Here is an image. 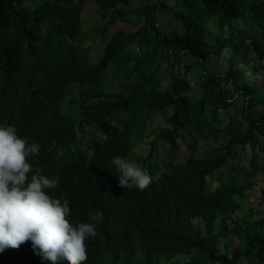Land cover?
<instances>
[{
  "label": "trees",
  "instance_id": "16d2710c",
  "mask_svg": "<svg viewBox=\"0 0 264 264\" xmlns=\"http://www.w3.org/2000/svg\"><path fill=\"white\" fill-rule=\"evenodd\" d=\"M89 3L105 31L116 20L135 25L132 16L143 22L135 30L117 28L96 62L80 33ZM170 11L183 34L157 28ZM263 62L264 0H149L136 7L129 0H0V120L8 116L28 141L48 139L40 152L67 180L55 194L66 196L78 219L82 213V220L100 222L96 237L85 241L83 264H237L241 258L264 264V215L255 219L250 209L236 216L264 168L254 153L264 135V108L255 116L264 105V80L248 75L262 73ZM167 66L171 81L164 87ZM191 70L201 93L192 87ZM113 84L119 92H106ZM167 109L172 113L165 127L153 129L148 155L136 151L147 120ZM219 111L228 114L223 125ZM86 126L100 139L86 144ZM199 140L215 144L204 157L197 156ZM158 142L166 152L156 149ZM182 146L190 153L180 160ZM238 146L254 153L249 167L239 161ZM113 156L137 162L152 183L144 190L119 187ZM213 175L215 188L207 181ZM260 195L259 207L264 189ZM222 242L232 247L230 255L221 252ZM3 258L38 264L15 249Z\"/></svg>",
  "mask_w": 264,
  "mask_h": 264
},
{
  "label": "clouds",
  "instance_id": "9594fccd",
  "mask_svg": "<svg viewBox=\"0 0 264 264\" xmlns=\"http://www.w3.org/2000/svg\"><path fill=\"white\" fill-rule=\"evenodd\" d=\"M22 130L17 132L8 116L0 120V264L13 249L26 258L32 255L38 264H83L88 259L85 241L102 226L82 220V213L78 219L66 196L55 194L66 188L67 180L40 152L48 139L28 141ZM111 164L120 173L121 188L144 190L153 181L125 158L113 156Z\"/></svg>",
  "mask_w": 264,
  "mask_h": 264
},
{
  "label": "rangeland",
  "instance_id": "374dc122",
  "mask_svg": "<svg viewBox=\"0 0 264 264\" xmlns=\"http://www.w3.org/2000/svg\"><path fill=\"white\" fill-rule=\"evenodd\" d=\"M130 3L136 7L139 5L145 4L149 0H129ZM120 5V4H119ZM95 4L94 3H89L86 7V9L83 11L81 20H82V28H81V36L85 39L84 44L88 48L89 51V56H90V61L91 62H96L100 56L103 54V48L109 37L116 32V29L123 26V28H126L129 30H135L138 28V26L143 25L142 21H138V19L135 16H132V19L135 21V25L128 26V24H122L119 20H116L112 26L105 31L104 30V23L101 21L99 18V12L95 9ZM160 19V24L157 25V28L160 29V32L162 35H168L172 36L173 31H177L179 35L183 34L182 26L178 24L173 16L172 12L168 14H163L159 17ZM250 24V23H249ZM248 23H243L240 22V25L245 28L251 27V24L249 25ZM212 30L215 32V34H218L220 29L217 26L216 21H213L210 23ZM227 29V28H226ZM228 33V29H227ZM153 44H157V40L153 37ZM144 47H141L139 50H143ZM135 50L134 54H138L140 51ZM139 51V52H138ZM227 55V51L225 52ZM154 59L157 60L159 59V55H155ZM264 65V62L262 63ZM181 65L180 67H182ZM109 70V78L110 80H117L118 79V74L116 73V68L113 64H111L108 67ZM170 70V66L165 67L162 71L163 74V86L167 87L170 84V78L167 77V73ZM190 76H195L196 74L192 75L193 70L189 72ZM249 77H255L256 79H262L264 80V70L260 74H252V72H248ZM195 80L192 82V87L197 93H201V87L199 85V77L195 76ZM136 78L133 77L131 81L136 82ZM119 86L117 84L110 85L106 88V92H112V93H117L119 92ZM241 106V101L237 102V110ZM262 108L259 107L257 111L255 112V116L259 117L262 113ZM172 113L171 109H167L163 112L156 113L155 115L151 116L147 120L146 124V130L144 131V134L140 137V140L137 143V146L135 147L136 151H140L143 155H148L151 149V142L155 137V133L153 132V129L155 127L161 128L165 127L166 123V117ZM219 117L222 120V124H225L228 119V114L223 111H219ZM101 134L95 131L94 128L92 127H87L84 133V142L86 144H89L92 140L94 139H100ZM260 141L259 144L256 147L255 154L258 157V159L255 160V164L259 165L260 167L264 164L263 161V147H264V135L260 134ZM156 149L163 150L162 152H166V144L163 142H158V144L155 145ZM184 147V146H182ZM215 147V144L212 143L211 141H206V140H199V150L197 152L198 157H204L207 155V153ZM238 151V157L240 158V162L245 165L246 167H249L253 158V152L251 148H248L247 150H242L239 146L237 147ZM161 152V151H160ZM190 153L189 150H187L185 147L184 149L180 150V160L183 159L186 155ZM163 157V156H162ZM134 163L138 166V163L134 161ZM239 163V162H238ZM227 169H224L226 171ZM220 173V172H219ZM218 178L216 175L210 176L207 178L208 183L212 188H215L218 185ZM264 189V168H259L256 176V185L254 186L253 189V194H251L249 199L243 200V206L241 211L238 213V217L241 215L247 214L250 209H253L252 215H254L255 219H260L262 215H264V206L259 207L258 205V199L261 196V190ZM201 229L204 228L202 226V222L198 219L196 222ZM264 223V222H263ZM264 233V229H263ZM230 247L225 246V242H222L221 244V252L231 254L230 253ZM237 264H249L245 258H241Z\"/></svg>",
  "mask_w": 264,
  "mask_h": 264
}]
</instances>
